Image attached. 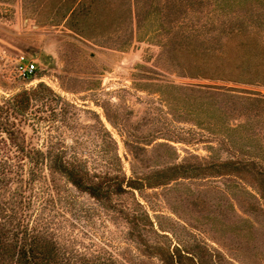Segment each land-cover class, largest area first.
Segmentation results:
<instances>
[{
	"label": "rangeland",
	"instance_id": "1",
	"mask_svg": "<svg viewBox=\"0 0 264 264\" xmlns=\"http://www.w3.org/2000/svg\"><path fill=\"white\" fill-rule=\"evenodd\" d=\"M38 1L0 0V104L10 110L11 96L22 90L30 97L24 112L9 118L17 131L14 142L0 140V155L62 151L90 174L119 177L203 165L228 157L232 144L264 156L263 117L239 115L231 100L210 91L264 94V86L175 70L151 21L120 46L111 30L75 34ZM108 6L115 9V0ZM20 55L35 64L29 78L14 70ZM9 175L1 194L18 214L38 218L94 262L162 264L157 252L173 251L183 264H264V213L247 210L251 182L183 176L98 201L26 161H14Z\"/></svg>",
	"mask_w": 264,
	"mask_h": 264
},
{
	"label": "trees",
	"instance_id": "2",
	"mask_svg": "<svg viewBox=\"0 0 264 264\" xmlns=\"http://www.w3.org/2000/svg\"><path fill=\"white\" fill-rule=\"evenodd\" d=\"M21 1L23 5L33 2ZM53 2L38 1L45 15L59 14V20L83 38L94 31L111 30L115 32V43L121 46L132 38L133 29L151 21V31L161 36L159 45L175 70L190 77L264 86V0H115V9L108 6L109 0ZM210 91L225 96V101L231 100L232 110L237 114L246 116L252 111L264 119V94L218 86L210 87ZM11 100L15 105L10 110L0 104V140L8 142L13 141L17 131L9 118L24 112L29 93L22 90L13 94ZM17 147L21 152L24 150L22 145ZM235 147L229 146L232 154L228 157L205 161L203 165L188 168L173 164L127 177L105 172L90 174L62 151L36 149L14 157L0 155V264H100L60 243L38 218L25 219L11 200L3 198L1 189L10 180L9 166L14 161H26L49 174H57L98 201L127 192L133 195L134 190L156 187L178 177L227 175L253 183L254 193L247 192L252 199L247 202V210L264 213V156ZM254 164L262 168L253 169ZM157 255L162 264H183L179 253L160 251Z\"/></svg>",
	"mask_w": 264,
	"mask_h": 264
},
{
	"label": "built area",
	"instance_id": "3",
	"mask_svg": "<svg viewBox=\"0 0 264 264\" xmlns=\"http://www.w3.org/2000/svg\"><path fill=\"white\" fill-rule=\"evenodd\" d=\"M35 64L31 59L20 55L15 61L14 70L20 77H31L35 73Z\"/></svg>",
	"mask_w": 264,
	"mask_h": 264
}]
</instances>
